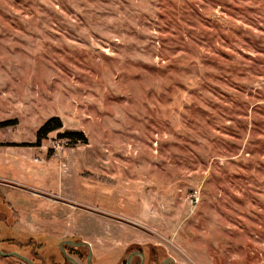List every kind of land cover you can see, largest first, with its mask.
<instances>
[{"label": "rangeland", "instance_id": "obj_1", "mask_svg": "<svg viewBox=\"0 0 264 264\" xmlns=\"http://www.w3.org/2000/svg\"><path fill=\"white\" fill-rule=\"evenodd\" d=\"M5 121L3 251L264 264V0H0Z\"/></svg>", "mask_w": 264, "mask_h": 264}, {"label": "water", "instance_id": "obj_2", "mask_svg": "<svg viewBox=\"0 0 264 264\" xmlns=\"http://www.w3.org/2000/svg\"><path fill=\"white\" fill-rule=\"evenodd\" d=\"M64 243L66 244H70V245H73V246H87L89 248V254H88V258H87V264H91V256L93 254V251H92V248H91V245L89 242L87 241H74V240H65ZM60 248L62 250V252L65 254L66 258L72 262L73 264H79V262L72 256H70L67 252H66V249L62 246V243H60ZM0 254L3 255V256H15V257H18L22 260H25L26 262H28L29 264H51L49 262H46V263H38V262H35L33 261L30 257L24 255V254H21L17 251H3L1 248H0ZM134 254H137L141 257V263L140 264H143L144 262V254L142 252H133L131 253L129 256H128V259H127V264H132V257ZM168 260H171L172 264H174V259L172 257L168 258V259H165L161 264H166Z\"/></svg>", "mask_w": 264, "mask_h": 264}, {"label": "trees", "instance_id": "obj_3", "mask_svg": "<svg viewBox=\"0 0 264 264\" xmlns=\"http://www.w3.org/2000/svg\"><path fill=\"white\" fill-rule=\"evenodd\" d=\"M12 123H13L12 121L0 122V127L6 126ZM62 126L63 124H62V120L60 117L58 116L51 117L38 129L37 134H36V141L34 144H31V145H35V146L41 145L42 141L47 138L49 133L59 130L60 128H62ZM59 137L67 138L70 140H75L76 142L78 140H83V141L86 140L83 132H74V131L64 132V133H60Z\"/></svg>", "mask_w": 264, "mask_h": 264}, {"label": "flooded vegetation", "instance_id": "obj_4", "mask_svg": "<svg viewBox=\"0 0 264 264\" xmlns=\"http://www.w3.org/2000/svg\"><path fill=\"white\" fill-rule=\"evenodd\" d=\"M133 252H142V253L144 254V252H143L142 250H140V249L133 250L132 252H130V254L133 253ZM130 254H129V255H130ZM134 256H138V257H140V256L137 255V254H134L133 257H134ZM133 257H132V258H133ZM168 258H170V257H168ZM168 258H166V259H168ZM145 259H146V256H145V254H144V262H143V264H145ZM163 261H164V260H163ZM163 261H162V262H163ZM140 263H141V257H140ZM126 264H127V262H126ZM166 264H172L171 260H168Z\"/></svg>", "mask_w": 264, "mask_h": 264}]
</instances>
